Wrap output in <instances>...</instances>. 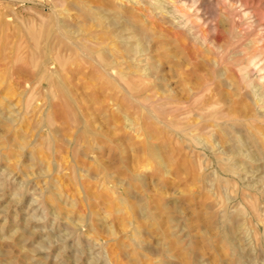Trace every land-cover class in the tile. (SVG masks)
I'll return each instance as SVG.
<instances>
[{
  "label": "rangeland",
  "instance_id": "374dc122",
  "mask_svg": "<svg viewBox=\"0 0 264 264\" xmlns=\"http://www.w3.org/2000/svg\"><path fill=\"white\" fill-rule=\"evenodd\" d=\"M200 1L0 0V264H264V0ZM69 41L94 55L64 60L53 98L48 56ZM115 57L151 79L108 85L94 61Z\"/></svg>",
  "mask_w": 264,
  "mask_h": 264
},
{
  "label": "bare ground",
  "instance_id": "6f19581e",
  "mask_svg": "<svg viewBox=\"0 0 264 264\" xmlns=\"http://www.w3.org/2000/svg\"><path fill=\"white\" fill-rule=\"evenodd\" d=\"M166 1V0H165ZM201 1L200 0H170V3H183V4H185V7L186 6H190V7H196L199 3H200ZM157 3H158V1H157ZM156 6V5H155ZM163 8H165V7H163ZM180 8V7H179ZM182 9H184V8H182ZM118 12V11H117ZM125 12V11H124ZM127 12V11H126ZM166 12V11H165ZM179 12V11H178ZM182 12V11H181ZM122 13V12H121ZM55 14H57V13H55ZM103 14V13H102ZM108 14V13H107ZM180 14H182V13H180ZM179 14V15H180ZM185 13H183L182 15H180V16H186V20H187V22H184V23H186V25H188V24H190V23H188V20H189V16L190 15H187V14H185ZM110 15V14H109ZM126 16L125 17H123V22L125 23L124 24V30H132V32L133 33H135L136 35H140V34H143L145 31L143 30V27L145 26L143 23H139L138 21V25L135 23L136 21H134L133 19L135 18H133L132 16L133 15H131L130 16V13H127V14H125ZM164 15V14H163ZM57 16H58V14H57ZM144 16V15H143ZM103 17V16H102ZM145 17V16H144ZM191 17V16H190ZM205 17V16H204ZM180 18V17H179ZM179 18H177L178 20H180ZM185 18V17H184ZM211 18V17H210ZM209 18V19H210ZM104 19V18H103ZM120 19H122V18H120ZM174 19H175V17H174ZM185 20V21H186ZM42 21H44L43 19H42ZM104 21V20H103ZM182 21H183V18H182ZM181 21V22H182ZM191 21V20H190ZM45 22V21H44ZM121 22V21H120ZM107 23V22H106ZM183 23V22H182ZM183 23V24H184ZM45 24V23H44ZM139 24H143V25H139ZM179 24V23H178ZM180 25H181V23H180ZM185 26V25H184ZM233 26V25H232ZM182 28H183V26H181ZM186 27V26H185ZM191 27H193V26H191ZM191 27L189 26V28L191 29ZM67 28V27H66ZM108 28H110V27H108ZM149 28V27H148ZM148 28L146 29V30H148ZM189 28H188V30H189ZM195 28V27H194ZM60 28H58L57 30H59ZM149 30H150V28H149ZM148 30V31H149ZM187 30V31H188ZM155 31V30H154ZM124 32V31H123ZM132 32H130V33H132ZM189 32V31H188ZM192 32V31H191ZM196 32V31H195ZM198 32V31H197ZM59 32L57 31V34H58ZM56 34V35H57ZM196 34V33H195ZM52 35V34H51ZM112 35V34H111ZM116 35V34H115ZM121 35V34H120ZM133 36H135V35H133ZM141 36V35H140ZM197 36V35H196ZM149 37H151V36H149L148 35V38L146 37V39H149ZM135 38V37H134ZM143 38H144V36H143ZM213 38V37H212ZM142 38L140 37V39H139V41H138V48H137V46L135 45V46H133L132 45V43L130 44L131 46H133V47H136L137 48V53H144V52H147V48L145 47V45L143 44V40H141ZM72 40V39H71ZM138 40V38H136V41ZM228 41V40H227ZM62 42V41H61ZM60 42V43H61ZM69 42H71V41H69ZM123 42H124V40H123ZM123 42H121V43H123ZM146 42V41H145ZM214 42V41H213ZM248 42H250V41H248ZM72 43V45L73 44H75L73 41L71 42ZM148 43V42H147ZM255 43V42H254ZM55 44V43H54ZM53 44V46H54V48H55V45ZM84 44V43H83ZM92 44V43H91ZM231 44H233V43H231ZM122 45V44H121ZM126 45V44H125ZM239 45V44H238ZM93 46V45H92ZM120 46V45H119ZM146 46H148L147 44H146ZM226 46V45H225ZM243 46V45H242ZM60 47V46H59ZM117 47V46H116ZM130 47V46H129ZM129 47H128V50H130V49H132L131 47H130V49H129ZM151 47V46H150ZM230 47V46H229ZM240 47V46H239ZM56 48H58V46L56 47ZM99 48V47H98ZM104 48V47H103ZM118 48V47H117ZM116 48V49H117ZM124 49V51H127L126 49H125V46L123 47ZM135 48V49H136ZM233 48H234V46H233ZM61 49V48H60ZM91 48H89V46H87V45H82V46H79V45H76L75 44V48H72L71 47V49H70V52H72V54L70 53V55H68L69 54V52H68V50H67V52H68V54H67V52L65 53L66 55H64V54H61V52H63V51H61V50H59L60 51V53H58V52H56V54H57V56L56 57H54L55 55L54 54H52V52H50V56H48V57H50V64L52 65V67L50 68V71H52V69H54V71H52V72H50V82H49V87H50V97L51 96H53L54 95V92H53V90H58V91H60V93L64 96V97H66V96H68L70 93H71V91H70V88H69V85H68V83H67V79L65 78V72H66V70H65V65H66V63H65V65H64V60L65 59H67L68 58V56H70V57H72V56H74L73 54H74V52H77L78 53V51L79 52H81V53H83L85 56H89L90 58H92L91 56L92 55H94V51H92V49L90 50ZM114 49H115V47H114ZM114 49H112V51L114 50ZM58 50V49H57ZM95 50V49H94ZM97 50V49H96ZM99 50V49H98ZM118 50V49H117ZM117 50H114V51H117ZM122 50V49H121ZM204 50V49H203ZM218 50V49H217ZM228 50V49H227ZM232 49H230V51H231ZM243 50V49H242ZM49 51H50V49H49ZM56 51V50H55ZM66 51V50H65ZM111 51V52H112ZM114 51H113V53H111V55H113L114 56ZM120 51V50H119ZM118 51V52H119ZM131 51H133V49L131 50ZM131 51H130V53H131ZM136 51V50H135ZM134 51V52H135ZM233 51H236V50H233ZM48 52V51H47ZM101 52V51H100ZM108 52V51H107ZM123 52V51H122ZM225 52V51H224ZM232 52V51H231ZM263 52V51H262ZM76 53V54H77ZM96 53H97V51H96ZM102 53V52H101ZM117 53V52H116ZM116 53H115V56H117L118 55V53H117V55H116ZM124 53V52H123ZM123 53H121V54H123ZM128 54H129V52H127ZM133 53V52H132ZM235 53V52H234ZM241 53V52H240ZM79 54V53H78ZM110 54V53H109ZM120 54V53H119ZM120 54V58L119 59H122L124 56H122ZM127 54V55H128ZM146 54H148V53H146ZM149 54H151V53H149ZM211 54V53H210ZM48 55H49V53H48ZM104 55H105V53H104ZM130 55V54H129ZM134 55H135V53H134ZM140 55V54H139ZM229 55H231V54H229ZM235 54H233V56H234ZM100 56V55H99ZM103 56V55H102ZM108 56H110V55H108ZM107 56V57H108ZM216 56V55H215ZM221 56H224V55H222L221 54ZM227 56L228 55H226L225 57H224V59L225 58H227ZM237 56V55H236ZM235 56V57H236ZM47 57V58H48ZM70 57H69V59H70ZM95 57V56H94ZM126 57V56H125ZM144 57H145V54H144ZM219 57H220V55H219ZM82 58V57H81ZM80 58V59H81ZM96 58V57H95ZM99 58V57H98ZM147 58H149V60H151V58H152V56H150V57H147ZM72 59V58H71ZM82 59H85V58H82ZM94 59V58H93ZM100 59V58H99ZM115 59H116V57H115ZM119 59H116V60H109L108 58H101V60L100 61H94V63L95 64H97V67H99V69L101 70V73H102V75H104V76H106L107 77V79H106V83L108 84V85H111V86H113L114 84H119V86H121L122 88H125L126 87V89L128 88V92H130L129 90H135V89H137V88H139L140 86H145L146 85V82L149 80V79H151L150 77H151V75H152V73H148V70L150 71V70H153L154 71V69H155V66L152 68V69H150L149 67H142V63H139V66H138V68H135V69H130V67H131V65H129L130 63H129V61H127V63H129L128 65H129V67H124V66H126L127 64H120V62H118V60ZM123 59H125V58H123ZM127 59V58H126ZM131 59V58H130ZM135 59V58H134ZM146 59V58H145ZM215 59V58H214ZM217 59V58H216ZM129 60V59H128ZM148 60V59H147ZM148 60V61H149ZM220 60V59H219ZM218 60V61H219ZM222 61H223V58L221 59ZM226 60V59H225ZM236 61H237V59H235ZM239 60V59H238ZM243 60V59H242ZM78 61H79V59H78ZM86 59H85V63H86ZM114 61H116V64L114 63ZM145 60H141V62H143V63H145L144 62ZM213 61V60H212ZM211 61V62H212ZM214 61H216V60H214ZM227 61V60H226ZM225 61V62H226ZM245 61H246V58H245ZM81 62H84V61H82L81 60ZM126 62V61H125ZM224 62V61H223ZM241 61H239L238 63H240ZM243 62V61H242ZM247 63H245V65L243 66V63H241L242 65H240V67H237V68H240L239 70L241 71V75L242 76H240V77H242V79L245 81V83H248V85H249V82H251L252 83V80H251V77L249 76L250 74H249V72H248V70H249V68L251 67V66H254V67H256V66H258L257 64H258V62H256L255 61V58H251V59H247V61H246ZM133 63V62H132ZM131 63V64H132ZM151 63V62H150ZM215 63V62H214ZM217 63V62H216ZM215 63V64H216ZM220 63V62H219ZM222 63V62H221ZM152 64V63H151ZM150 64V65H151ZM218 64V63H217ZM225 64V63H224ZM234 64H236V63H234ZM88 65V64H87ZM124 65V66H123ZM127 65V66H128ZM145 65V64H144ZM147 66V65H146ZM132 67H133V64H132ZM94 68H96V66L94 67ZM157 67H156V71H157ZM94 70V69H93ZM97 70V69H96ZM261 71H262V69H260ZM259 70V71H260ZM117 71V72H116ZM145 72V76H141V75H137L138 74V72L140 73L141 72V74H142V72ZM152 71V72H153ZM250 71V70H249ZM49 72V71H48ZM91 73V72H90ZM96 73H97V71H96ZM97 74H99V75H101L100 73H97ZM151 74V75H150ZM133 75H137V76H135V78H136V80L137 81H133L132 79L134 78V77H132ZM48 76H49V74H48ZM101 77V76H100ZM262 78V76L260 77V79ZM42 79V78H41ZM259 79V80H260ZM43 80H46V81H48L49 80V78L47 79V78H43ZM262 80V79H261ZM47 83V82H46ZM256 83V82H255ZM41 84H42V82H41ZM253 84V83H252ZM257 84L259 85L260 83H258L257 82ZM43 85V84H42ZM152 85V84H151ZM263 87V86H262ZM153 88V87H152ZM152 88H151V90H152ZM255 88H257V87H255ZM260 89H261V87H260ZM257 89H255L254 91H255V93H257L258 94V91H256ZM263 90V89H262ZM261 90V91H262ZM124 91V90H123ZM126 91V90H125ZM139 91V90H138ZM145 91V90H144ZM146 91H149V90H146ZM48 92V91H47ZM56 93L57 92H55V95H56ZM59 93V94H60ZM150 93V92H149ZM205 93V92H204ZM260 93V92H259ZM38 94V93H37ZM140 94V93H139ZM138 94V95H139ZM144 92H142L141 94H140V96L139 97H141V96H144ZM262 94V93H261ZM261 94H260V96H261ZM35 95V93H31V95H29L28 97H27V102L29 103L32 99H33V97H35L34 96ZM40 95V94H39ZM154 95L155 94H153V98L150 96V95H145V99H150L151 100V98L152 99H154V98H156V96L157 95H155V97H154ZM263 95V94H262ZM128 96V95H127ZM133 95H131L130 97H132ZM137 96V95H136ZM136 96H134V97H136ZM204 96V95H203ZM57 97V96H56ZM55 97V98H56ZM62 97V96H61ZM69 97H70V95H69ZM24 98V97H23ZM36 98V97H35ZM53 98H54V96H53ZM52 98V99H53ZM63 98V97H62ZM67 98V97H66ZM136 98H138V97H136ZM144 98V97H143ZM261 97H259V99H260ZM5 99V98H4ZM25 99H26V97H25ZM132 99H135V98H133L132 97ZM169 99V98H168ZM259 99H257V101L258 102H261V101H259ZM62 100H64V98L62 99ZM127 100H129V99H127ZM131 100V99H130ZM138 100V99H137ZM65 101V100H64ZM68 101V100H67ZM138 101H142V100H138ZM167 102H165L164 101V103H163V105H161V109H163L162 107L164 106H167L166 104H168V106H169V104L171 103L170 101H168V100H166ZM128 102V101H127ZM142 102H146V101H142ZM149 102V101H148ZM25 103H26V101H25ZM63 103H65V102H63ZM68 103H70V102H68ZM129 103H131V101L129 102ZM139 103H141V102H139ZM155 103V102H154ZM133 104V103H132ZM143 104V103H142ZM141 104V105H142ZM145 104V103H144ZM146 106L145 107H147L148 106V103L146 102ZM29 105V104H28ZM65 105V104H64ZM135 105V104H134ZM153 105V104H152ZM217 105V104H216ZM219 105H220V103H219ZM257 105V104H256ZM63 106V105H62ZM172 106V105H171ZM259 106V105H258ZM68 107V106H67ZM66 108V107H65ZM69 109H71V106H70V108L68 107V110ZM144 110H146L147 111V109H148V107L145 109V108H143ZM151 110V109H150ZM153 110H154V108H153ZM205 111V110H204ZM148 112H150V111H148ZM154 112V111H153ZM193 112V110H187V111H185V112H181V113H179V114H173V113H171V116H172V118L174 119H178L179 117H181V116H185V115H188V114H190V113H192ZM151 113V112H150ZM178 113V112H177ZM68 114H69V112H68ZM162 114V113H161ZM155 115V114H154ZM199 115V114H198ZM70 116V115H69ZM68 116V117H69ZM152 116V115H151ZM168 116V115H167ZM169 116H170V113H169ZM168 116V117H169ZM194 116V115H193ZM227 116H229V115H226V117ZM10 117V116H9ZM71 117V116H70ZM69 117V118H70ZM73 117H75V116H73ZM153 117V116H152ZM158 117H160V116H158ZM157 117V119H160V118H158ZM161 117H163L162 115H161ZM199 117V116H198ZM48 118H50L49 116H48ZM154 118V117H153ZM171 118V119H172ZM201 118V117H200ZM231 118H233V117H231ZM236 118V117H235ZM127 119V121L128 122H131L132 121V119H130L129 117L128 118H126ZM125 119V120H126ZM202 119V118H201ZM71 120V119H70ZM163 120V118H161V122L163 123V122H166V121H162ZM200 120V119H199ZM7 121V120H6ZM76 121V120H75ZM177 121H179V120H177ZM190 121V120H189ZM188 121V118L187 117H182V119H181V121H179V122H177L178 124H176L177 126H179L180 125V128L183 130V133H189V132H186V131H195V132H198V133H202L203 131H206L207 129H208V127H206V126H204L203 124H201V123H194L193 121H192V123H190ZM244 121V120H243ZM16 122V121H15ZM72 122V121H71ZM199 122V121H198ZM10 123V122H9ZM47 123L48 124H50V120H48L47 121ZM166 123H169V122H166ZM4 124V123H3ZM2 124V126H5V124L3 125ZM11 124V123H10ZM14 124V123H13ZM77 124V123H76ZM6 125H8V124H6ZM166 125V124H165ZM45 126H46V124H45ZM52 126V125H51ZM218 126V125H217ZM7 127V126H6ZM14 128V127H13ZM4 129H5V127H4ZM11 129V128H10ZM51 129L53 130V128L51 127ZM1 130V129H0ZM6 130H7V128H6ZM85 130V129H84ZM8 131V130H7ZM18 132V131H17ZM86 133H88L87 131L85 132V134ZM89 134V133H88ZM182 135V134H181ZM87 136V135H86ZM140 137V136H139ZM5 138V137H4ZM22 138V137H21ZM26 138V137H25ZM198 139H200V138H198ZM78 140V139H77ZM236 143V142H235ZM21 144V143H20ZM23 144V143H22ZM21 144V145H22ZM25 144H26V142H25ZM220 144V143H219ZM31 145V144H30ZM34 145V144H33ZM32 146V145H31ZM236 147V146H235ZM156 149V148H155ZM160 151H158V153H159ZM263 152V151H262ZM8 153V152H7ZM10 154V153H9ZM231 154V153H230ZM31 155V154H30ZM247 155V154H246ZM36 156V155H35ZM158 156V155H157ZM6 157H7V155H6ZM32 157H33V155H32ZM1 158V157H0ZM254 158H255V156H254ZM7 159H9V158H7ZM34 159V158H33ZM33 159H32V162H34L33 161ZM159 159H161V158H159ZM258 159V158H257ZM35 161H36V159H35ZM37 161H40V160H38V158H37ZM163 163V162H162ZM3 172H4V170H3ZM1 183V182H0ZM52 194V193H51ZM50 194V195H51ZM52 195H56V194H52ZM24 196V195H23ZM50 198H54L53 196H50ZM32 199V198H31ZM51 201L53 200V199H50ZM17 201V200H16ZM55 201V200H54ZM53 201V202H54ZM122 201V200H121ZM125 203V202H124ZM126 204V203H125ZM31 206V205H30ZM125 206V205H124ZM255 207V206H254ZM35 211V210H34ZM37 211V210H36ZM52 211V210H51ZM44 213V212H43ZM56 213V212H55ZM54 224V223H53ZM54 227V226H53ZM67 233V232H66ZM229 236V235H228ZM228 239L229 240H231V238H230V236L228 237ZM232 241V240H231ZM77 243V242H76ZM99 259V258H98ZM97 261V260H96ZM96 261H95V263H96Z\"/></svg>",
  "mask_w": 264,
  "mask_h": 264
}]
</instances>
